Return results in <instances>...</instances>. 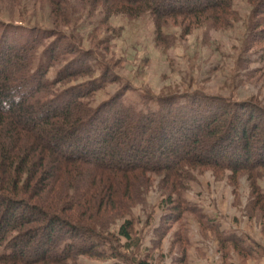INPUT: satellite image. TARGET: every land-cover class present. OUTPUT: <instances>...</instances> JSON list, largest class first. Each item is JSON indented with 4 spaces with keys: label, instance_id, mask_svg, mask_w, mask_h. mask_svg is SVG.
Masks as SVG:
<instances>
[{
    "label": "trees",
    "instance_id": "obj_1",
    "mask_svg": "<svg viewBox=\"0 0 264 264\" xmlns=\"http://www.w3.org/2000/svg\"><path fill=\"white\" fill-rule=\"evenodd\" d=\"M62 1H52L54 17L68 9ZM78 1L101 6L106 17L149 13L159 43L170 41L169 35L159 39L169 19L176 24L188 20L182 33L189 34L200 26L230 27L237 15L234 0ZM249 1L251 38L264 42V0ZM55 34L0 19V264L124 257L114 246L109 255L104 249L112 226L144 202L155 175L161 176L169 199H181L196 171L229 170L231 180L246 172L257 194L254 201L262 202L257 180L264 169V109L257 112L249 104L200 93L144 96L157 108L138 109L125 102V92L95 107L90 99L105 86L107 67L66 36L46 46ZM62 62L50 79V70ZM101 69L103 75L96 77ZM174 209L179 216L183 206ZM196 217L217 234L225 253L233 245L242 256L254 254L242 237L213 228L206 213ZM132 228V220L125 219L120 237L130 242Z\"/></svg>",
    "mask_w": 264,
    "mask_h": 264
},
{
    "label": "rangeland",
    "instance_id": "obj_2",
    "mask_svg": "<svg viewBox=\"0 0 264 264\" xmlns=\"http://www.w3.org/2000/svg\"><path fill=\"white\" fill-rule=\"evenodd\" d=\"M52 1L17 0L12 4L11 0H0V19L59 33L49 38L46 46L66 36L75 47L91 50L97 62L107 67L105 86L90 99L93 106L119 92H125V102L138 109L146 104L157 108L155 100L147 103L144 96L200 93L228 103L249 104L257 112L264 109V42L251 38L249 0H234L237 15L233 24L223 29L200 26L183 34L188 20L176 24L169 19L159 38L161 41L169 35L166 43L158 42L157 25L149 13L139 18L126 14L106 17L96 4L82 6L78 0H63L62 5L68 9L63 17H54ZM63 64L52 68L48 77L53 79ZM103 69L95 76L103 75ZM254 117L258 122L262 120L256 112ZM261 172L257 180L263 195L260 204L254 201L257 194H252L246 172L231 180L229 170L196 171L188 180V188L182 190L181 199L177 195L169 199L160 186L161 176L155 175L144 202L112 226L111 242H106L110 247L104 249L108 255L117 249L124 257L81 255L70 264H135L139 259H148L151 264H264V208H258L264 202V169ZM177 204L183 206L179 216V210L174 209ZM200 213L211 218L213 228L242 237L243 245L254 254L242 256L233 245L226 247L229 252L225 253L217 234L205 229L207 222L196 217ZM125 219L133 222L130 242L119 234Z\"/></svg>",
    "mask_w": 264,
    "mask_h": 264
}]
</instances>
